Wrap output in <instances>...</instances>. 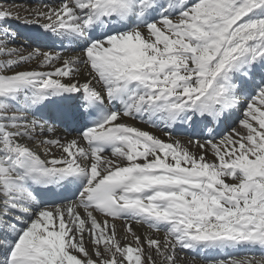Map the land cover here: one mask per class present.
<instances>
[{"label":"snow or ice","instance_id":"obj_1","mask_svg":"<svg viewBox=\"0 0 264 264\" xmlns=\"http://www.w3.org/2000/svg\"><path fill=\"white\" fill-rule=\"evenodd\" d=\"M0 264H264V0H0Z\"/></svg>","mask_w":264,"mask_h":264},{"label":"bare ground","instance_id":"obj_2","mask_svg":"<svg viewBox=\"0 0 264 264\" xmlns=\"http://www.w3.org/2000/svg\"><path fill=\"white\" fill-rule=\"evenodd\" d=\"M20 27H21V31H23V30H24V29H23V26L21 25ZM138 230H139V229H138Z\"/></svg>","mask_w":264,"mask_h":264}]
</instances>
